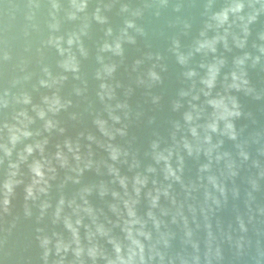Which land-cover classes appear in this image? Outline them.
<instances>
[{
    "label": "water",
    "instance_id": "water-1",
    "mask_svg": "<svg viewBox=\"0 0 264 264\" xmlns=\"http://www.w3.org/2000/svg\"><path fill=\"white\" fill-rule=\"evenodd\" d=\"M52 2L0 0V156L5 139L3 120L13 106L22 107L13 97L31 92L37 107L19 114L21 131L30 133L17 139L27 157L21 172L25 185L32 182L31 168L44 172L41 198L52 204L40 222L37 208L26 219L19 204L12 215L0 218V264H44V248L38 239L43 236L52 239L48 264L61 260L80 264L74 256V239L85 247V264H93L86 255L88 239H110L114 231L123 241L120 229L127 233L130 227L137 234L141 225L133 221L143 223L141 217L152 205L157 189L163 198L164 193L195 188L204 176L214 182L210 170L215 168L226 175L239 172L236 185L228 184L227 202L217 191L213 195L220 198L219 207L211 200L205 203L202 195L196 201H185L182 209L173 207L167 217H161L166 223L159 232L149 220L145 231L152 232V240L138 237L145 244L146 264H264V155L260 154L264 153V0H179L182 11L177 14L171 13L177 0H170L155 27L151 12L159 3L147 0L152 4L146 11L150 31L165 28L167 20L178 24L176 30L183 37L172 44L159 34L129 43L120 18L113 16L105 23L103 13L82 23L68 22V0H58L61 7L56 19L61 28L53 33L49 27L54 22ZM130 3L133 8L143 6L141 0ZM238 3L245 4L246 15L241 18L236 13L225 21L222 9ZM94 7L90 3L88 11ZM206 8L217 11L201 19ZM189 19L193 27L185 21ZM72 31L73 44L62 57L54 47L45 45L50 35H63L67 48V35ZM155 51L161 52L160 60L155 59ZM6 53L10 59H4ZM45 66L52 77L42 71ZM152 72L160 80H154ZM40 79H48L47 87L36 92ZM5 89H11V94L5 95ZM258 94L261 100L256 98ZM154 97L161 98L159 104L152 103ZM117 104L122 124L113 127ZM232 104L238 108L229 110L239 111L240 116L224 112ZM174 116L179 119L169 125L166 142L153 134H165ZM201 119L207 123H199ZM214 123L219 130L209 140L201 129ZM228 123L249 127V148L228 140L232 135ZM178 129L196 136L181 138ZM28 147L33 149L31 154ZM248 150L260 166L253 167L251 160L242 165L240 157L233 167L234 153ZM254 180L257 189H253ZM232 187L234 195L236 187L240 188L238 198L233 197ZM125 189L131 197L124 195ZM189 203L195 205V213L189 210ZM38 228L44 231L38 232ZM53 232L72 244L69 251L56 253ZM101 245L115 257L110 245L103 241ZM128 248L124 241L125 257ZM96 264H104V260ZM135 264H140L139 255Z\"/></svg>",
    "mask_w": 264,
    "mask_h": 264
},
{
    "label": "clouds",
    "instance_id": "clouds-1",
    "mask_svg": "<svg viewBox=\"0 0 264 264\" xmlns=\"http://www.w3.org/2000/svg\"><path fill=\"white\" fill-rule=\"evenodd\" d=\"M119 2V8H115V3ZM90 3L94 4L95 7L91 12L88 11ZM143 4L142 7L133 8L131 6L130 0H112V2L106 3L105 0H81V2H77V0H68L69 10L66 11L65 17L68 22H76L80 21L82 23L85 18L91 17L92 19L97 18V16L101 13L105 14V23L108 22L109 18L113 16H117L120 18L121 25L124 28L125 35L130 37L129 43L135 44L139 40L148 41L151 35L159 34L160 36H167L169 44L176 43L179 40H182V35L179 34V31L176 29L179 28L178 24L174 20H167L165 22V28L159 29L156 31H150L148 22H146V11L152 8V4L148 3L147 0H141ZM159 7L156 8L155 11L151 12V23L152 25L158 26L157 22L161 21V19L165 15L166 9H168L170 0H158ZM60 3L58 0H53L52 8H53V20L54 22L49 25L51 31L53 33L58 32L61 28V23L58 19H56V13L60 10ZM245 4L238 3L235 7L231 5L222 9L223 19L227 21L230 16H234L236 13L241 14V18L245 13ZM182 11V3L177 0L175 4H173L171 8L172 14H177ZM217 10L213 11L210 8H206L205 12L202 14L201 19L205 16H210L216 13ZM189 23L190 26L193 27L192 21L185 20ZM184 21V22H185ZM111 28V25H109ZM73 31L67 35L66 44L67 48L63 46L65 42V37L63 35L56 36L50 35L48 40L45 41L46 46L54 47L60 57L64 55L70 45L73 44ZM264 40V37H261ZM168 44V45H169ZM150 45V44H147ZM119 47V45H118ZM169 49L167 48V51ZM174 54V53H173ZM154 56L156 60L161 59V52L155 51ZM4 59H10V56L6 53ZM257 63H260L259 58H257ZM59 65V60L57 61V66ZM163 71V69H161ZM42 71L48 77H52L51 69L48 66L43 67ZM264 71V69H261ZM154 80H160L159 75L156 72L150 73ZM48 79H40L39 80V88L34 87V91L39 92L40 89H46ZM162 82V81H161ZM247 85V80L243 82ZM16 81H13V87L15 86ZM11 94V89H5V95ZM42 94V93H41ZM40 94V95H41ZM14 100L16 105H22V107H12V110L9 114L6 115V118L3 120V131L5 133V139L2 144V152L3 155L0 156V218H4L13 214V210L17 204H19L22 209L23 215L26 219H31L33 216V208H37L39 210V215L37 216V222H40L44 219L46 213L50 208H52V204L46 199L41 198L42 187H41V179L44 177V172L39 168H31V183L24 184L23 174L21 172V164L26 162L27 157L22 153L21 146L18 145L17 139L19 135H30V133H23L21 131V121L19 119V114L21 111H29L35 110L37 105L34 103L36 97L33 96L31 92H22L18 95H14ZM258 100H261V95H257ZM160 97H154L152 100L153 104H159ZM10 107L9 103L5 101L4 108L8 109ZM238 108V105L232 104L230 106H225L224 112L227 116H240L241 113L239 111H230L229 108ZM115 118L113 122V127L117 124H122L121 115L122 110H120L119 104L116 105L114 109ZM173 112H175V108H173ZM123 118L128 119V114L123 113ZM178 116H174L168 122V128L165 134H161L159 132H154V135H157L165 142L170 136V127L173 120H178ZM199 123H207L206 119H201ZM227 128L232 130V135L228 137V140L233 142V145L237 143L247 144L248 148L250 147L249 141L246 137V133L249 129H243L239 127V124L228 123ZM219 130V125L217 123L211 124L207 129H201V134L206 135L210 140L213 133H217ZM118 133H120V129H116ZM178 135L183 138V136L188 135L189 137H195V133H189L187 131L177 130ZM121 135H126V132L120 133ZM114 138V137H113ZM198 139V137H197ZM193 143H196V140H193ZM223 144V141H221ZM28 154H31L33 149L28 147L26 149ZM264 155V153H260ZM179 155V153H178ZM190 156L191 153L189 152ZM242 157V159H240ZM112 159L115 160L117 157L112 156ZM240 159V163L247 164L250 160L252 161L253 167H259L260 161L259 159H253L251 152L248 150L247 152H236L233 157V167H235L236 160ZM159 163V161H157ZM172 163H175V157L173 158ZM151 167V165H149ZM174 174V173H173ZM210 175L215 177V181H210L208 176H204L199 184L192 188L189 191H172L169 193H164L163 198L159 193V189H157V196L154 199L152 205L150 207H146L144 210V215L141 217L143 223H140L139 220L133 221V224H140L141 229L138 230L137 234H134L133 227H130L125 233V231L121 228L120 231L124 234L123 241L117 239V237L111 234L110 239H102L93 240L88 239V247L86 251L87 257L93 261V264H96L97 261L103 259L104 264H135V259L137 255H139L140 264H146L144 251L145 244L138 238L143 237L144 240L151 241L153 238V234L151 231H145L147 227V222L152 221L153 227L156 231H160L161 226L166 223L165 220L161 219V217H167L170 214V210L173 207L179 206L181 209L183 208L185 201H196L203 196V200L207 203L209 200L212 201L217 207L220 206V198L213 195L214 191L219 192L220 196L224 197L225 203L227 202V194L229 191L228 184L232 183L233 187L236 185L235 177L239 176L238 171H233L230 174H225L224 171L220 168H215V170H210ZM264 175V174H262ZM166 178V177H165ZM253 189L259 188V184L256 180L253 182ZM21 185H24L23 192H21ZM232 187V194H233ZM138 194V193H137ZM125 196L131 197V194L127 189L124 192ZM240 195V188L236 187L234 198H238ZM181 197L183 199H181ZM189 210L195 213L196 207L193 203L188 204ZM204 212V209H201ZM159 212V216L157 215ZM19 217L17 216V219ZM146 218V219H145ZM207 219V216H205ZM57 219H59V215H57ZM56 221H53L55 223ZM172 222H176V217H172ZM185 225H187V220L185 219ZM13 227H15V221L13 222ZM241 228H244L243 221H240ZM207 227L210 229L211 224L209 223ZM10 231V229H9ZM38 232H43V228H38ZM211 234V233H209ZM163 235V234H162ZM188 236L192 235L191 231L187 232ZM53 236L57 237L56 240V253L59 254L61 251L67 252L72 247L71 243L65 242L62 238V235L57 232H53ZM40 240V245L44 248V253L42 259L44 264H48V259L50 255V250L48 248L49 244L52 242L51 237L43 236L38 237ZM101 241L104 242V245H110L115 253V257L112 258L108 255V253L104 250L101 245ZM124 241H127L129 244L128 255L125 257L122 255L124 251ZM165 245L168 244V241L165 240ZM72 243L75 244L74 248V256L80 262V264H85L83 257L85 256V247L82 244L80 239L72 240ZM154 247V246H153ZM138 250V252H137ZM163 259V256H161ZM58 264H63V260L58 262Z\"/></svg>",
    "mask_w": 264,
    "mask_h": 264
}]
</instances>
